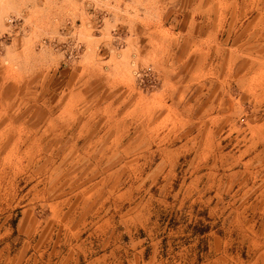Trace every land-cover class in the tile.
Instances as JSON below:
<instances>
[{"label":"rangeland","instance_id":"obj_1","mask_svg":"<svg viewBox=\"0 0 264 264\" xmlns=\"http://www.w3.org/2000/svg\"><path fill=\"white\" fill-rule=\"evenodd\" d=\"M264 0H0V264H264Z\"/></svg>","mask_w":264,"mask_h":264},{"label":"crops","instance_id":"obj_2","mask_svg":"<svg viewBox=\"0 0 264 264\" xmlns=\"http://www.w3.org/2000/svg\"><path fill=\"white\" fill-rule=\"evenodd\" d=\"M257 232H261L264 234V226L261 229L259 228ZM252 244L254 245V247H258L260 249L264 248V240H255L252 241Z\"/></svg>","mask_w":264,"mask_h":264}]
</instances>
